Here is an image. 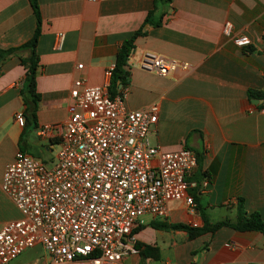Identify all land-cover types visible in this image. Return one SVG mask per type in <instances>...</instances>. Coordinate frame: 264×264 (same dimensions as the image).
<instances>
[{
	"label": "crops",
	"instance_id": "obj_1",
	"mask_svg": "<svg viewBox=\"0 0 264 264\" xmlns=\"http://www.w3.org/2000/svg\"><path fill=\"white\" fill-rule=\"evenodd\" d=\"M38 5L35 125L23 116L20 127L14 119L23 111L19 91L25 67L20 62L28 51L0 60V185L18 150L39 158L30 151L57 148L60 133L42 138L38 129L66 121L74 81L83 79L94 87L109 84L106 71L119 46L142 27L153 0H38ZM161 15V24L145 25L134 42L126 67L125 106L135 111L157 104V123L150 135L154 145L196 154L197 166L186 178L195 206L172 202L166 220L144 216L134 234L139 254L125 262L264 264V235L259 232L222 227L189 238L184 230L153 227L194 223L199 229L204 218L209 225L235 223L239 200L245 214L258 213L264 222V104L255 105L247 96V91L264 94V0H172L156 8L154 17ZM226 21L235 34L249 38V47L237 48L223 37ZM35 27L29 0H0V50L26 43ZM59 33L64 40L56 49ZM143 52L189 68L165 77L143 72L138 67ZM19 218L0 187V229ZM8 264H49V259L36 246Z\"/></svg>",
	"mask_w": 264,
	"mask_h": 264
},
{
	"label": "built area",
	"instance_id": "obj_2",
	"mask_svg": "<svg viewBox=\"0 0 264 264\" xmlns=\"http://www.w3.org/2000/svg\"><path fill=\"white\" fill-rule=\"evenodd\" d=\"M222 35L237 48L251 45L228 21ZM63 40L64 35L57 34L56 49ZM138 67L159 77L189 68L152 52L141 54ZM114 68L113 63L106 75ZM127 93L126 87L111 97L108 83L94 87L83 79L74 81L66 121L38 129L42 138L60 133L53 164L47 167L30 154L15 153L0 187L20 218L0 229V264L36 246L49 264H126L139 254L133 231L144 216L166 220L172 202L195 206L186 178L197 166L196 154L150 145L158 106L129 111ZM14 119L23 127L22 112Z\"/></svg>",
	"mask_w": 264,
	"mask_h": 264
},
{
	"label": "trees",
	"instance_id": "obj_3",
	"mask_svg": "<svg viewBox=\"0 0 264 264\" xmlns=\"http://www.w3.org/2000/svg\"><path fill=\"white\" fill-rule=\"evenodd\" d=\"M172 0H153V9L149 11L145 17L142 27L134 32L129 39L124 40L119 46L116 57H115V68L110 74L108 93L111 97L120 93L121 89L128 87L129 84V73L126 70L127 62L131 52L134 49L135 40L143 35L142 28L145 25L151 27H158L161 24L163 15L158 18L154 17L155 10L158 6H167ZM33 15L36 20V27L34 33L30 40L16 48H9L7 50H0V60L5 57L19 52L28 51V56L21 60L20 64L25 67V76L23 79L22 87L19 91V95L22 100L23 111L22 114L25 121H29L35 125L36 122V106L39 101V95L36 93L35 88V77L36 69L38 66V58L36 54L37 42L41 33V15L39 11L38 0H29ZM247 96L249 99L261 100L264 104V94L254 93L247 91ZM261 104V107L262 105ZM22 151V150H20ZM23 152V151H22ZM242 202L239 200L236 208V220L235 223H230L228 220H223L217 222L213 225H209L204 218V225L202 228H191L185 225L177 226H166V225H156L153 227L160 230H184L187 232L189 238L197 237L203 233H213L222 227H229L239 232L255 231L264 235V222L262 221L258 213H251L249 215L245 214L242 208ZM137 229L133 232L136 233ZM138 248V244H136ZM139 249V248H138Z\"/></svg>",
	"mask_w": 264,
	"mask_h": 264
},
{
	"label": "rangeland",
	"instance_id": "obj_4",
	"mask_svg": "<svg viewBox=\"0 0 264 264\" xmlns=\"http://www.w3.org/2000/svg\"><path fill=\"white\" fill-rule=\"evenodd\" d=\"M148 142L150 145H154L153 139L151 138V136L148 137ZM56 150L57 148L54 146L52 147L51 152L42 150L39 154H34L33 151H30V153L33 155H38L37 157H39L47 165V167H50L54 162Z\"/></svg>",
	"mask_w": 264,
	"mask_h": 264
},
{
	"label": "water",
	"instance_id": "obj_5",
	"mask_svg": "<svg viewBox=\"0 0 264 264\" xmlns=\"http://www.w3.org/2000/svg\"><path fill=\"white\" fill-rule=\"evenodd\" d=\"M259 103H261V100H253V104H255V105H257Z\"/></svg>",
	"mask_w": 264,
	"mask_h": 264
}]
</instances>
